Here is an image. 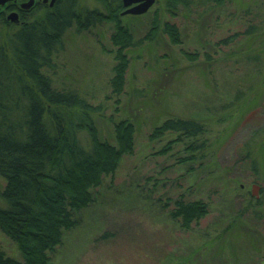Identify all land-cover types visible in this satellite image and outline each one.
<instances>
[{
  "label": "rangeland",
  "instance_id": "1",
  "mask_svg": "<svg viewBox=\"0 0 264 264\" xmlns=\"http://www.w3.org/2000/svg\"><path fill=\"white\" fill-rule=\"evenodd\" d=\"M76 9L102 10L95 0H77ZM115 20L133 43L122 94L110 85L114 21L83 31L73 24L47 71L54 87L101 105L100 141L116 145L113 122L134 127L132 153L92 189V203L75 214L48 264H264V0L198 4L175 17L156 0L141 16ZM163 22L176 25L180 43H170ZM170 118L195 120L203 132L151 137ZM78 138L91 148L86 132ZM178 200H202L208 214L184 229L169 215ZM0 245L21 260L1 231Z\"/></svg>",
  "mask_w": 264,
  "mask_h": 264
},
{
  "label": "trees",
  "instance_id": "2",
  "mask_svg": "<svg viewBox=\"0 0 264 264\" xmlns=\"http://www.w3.org/2000/svg\"><path fill=\"white\" fill-rule=\"evenodd\" d=\"M194 1L165 0L166 12L172 16L171 12H179ZM75 11L68 8L61 16L43 12L20 25L0 19V178L4 181L0 199L6 203L5 208L0 207V231L21 255V260H16L0 245V264H48L63 232L77 225L75 214L92 203V189L104 177L112 176L121 157L133 151L134 127L129 121L113 122L116 145L100 141L94 116L102 111L101 105H93L75 89L54 87L47 73H53L55 53L73 24L83 31L114 21L110 39L116 48V63L110 85L113 94L124 91L128 68L125 50L133 44L132 33L115 18L101 17L95 11ZM152 25L146 41L158 32L157 20ZM161 25L170 43H180L174 23ZM206 59H210L207 54ZM82 131L89 136V150L78 138ZM167 132L193 138L203 132V125L192 119L170 118L155 127L151 137ZM193 148L189 146V150ZM208 211L202 200H178L169 215L188 229Z\"/></svg>",
  "mask_w": 264,
  "mask_h": 264
},
{
  "label": "flooded vegetation",
  "instance_id": "3",
  "mask_svg": "<svg viewBox=\"0 0 264 264\" xmlns=\"http://www.w3.org/2000/svg\"><path fill=\"white\" fill-rule=\"evenodd\" d=\"M95 1L101 6L102 10L93 9L89 11H95L97 15L101 17L115 18V19H118V16H122L126 14L131 15L130 13H125V12L143 2L142 0H140L125 6L123 4V0H95ZM155 1L156 0H153L152 4L147 8L145 12L141 14H133V15L141 16L145 14L149 10V8L153 6ZM222 2L223 0H214V1L196 0L192 2L189 6L184 7L181 11L171 12V13L173 14L172 16L175 17L179 15L181 12L189 10L190 7H192L193 5L211 3V5L216 4L220 6ZM22 4H26L27 6L23 8L21 6ZM76 4H77V0H8L3 5H0V19L1 18L6 19V16L8 14L15 13L17 15L16 17L17 22L11 23L9 21V23L14 25H20L26 22L27 20H29L30 18H33L43 12L57 13L58 15L61 16L63 13H66L65 11H67L68 8L77 10Z\"/></svg>",
  "mask_w": 264,
  "mask_h": 264
},
{
  "label": "water",
  "instance_id": "4",
  "mask_svg": "<svg viewBox=\"0 0 264 264\" xmlns=\"http://www.w3.org/2000/svg\"><path fill=\"white\" fill-rule=\"evenodd\" d=\"M8 0H0V5H3L6 3ZM140 0H123V4L125 6L130 5L131 3L137 2ZM143 2L134 8L126 11L125 13H130V14H141L147 10V8L152 4L153 0H142ZM23 8L26 7V4L21 5ZM17 15L15 13H10L6 16V19L10 21L11 23H16L17 22Z\"/></svg>",
  "mask_w": 264,
  "mask_h": 264
}]
</instances>
